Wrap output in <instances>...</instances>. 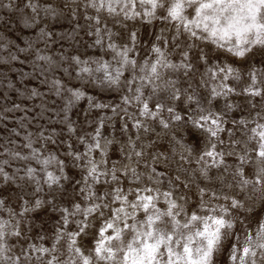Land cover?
Returning a JSON list of instances; mask_svg holds the SVG:
<instances>
[{
    "label": "snow or ice",
    "instance_id": "obj_1",
    "mask_svg": "<svg viewBox=\"0 0 264 264\" xmlns=\"http://www.w3.org/2000/svg\"><path fill=\"white\" fill-rule=\"evenodd\" d=\"M3 7L22 13L26 28L38 27L41 10L58 17L38 0ZM63 7L103 50L62 56L70 61L63 71L119 103L89 97L93 109L112 113L97 117L89 133L70 115L85 93L69 87L63 140L41 130L40 147L31 133L15 148L7 142L0 264H264V0H71ZM37 35L47 42L53 34ZM21 43L0 57L6 66L32 57L47 64L42 73L53 71L51 56L31 40ZM52 84L58 96L65 90L59 78ZM114 119L122 140L115 130L103 133ZM156 127L176 130L180 159L196 165L186 175L158 170L157 155L149 153L152 164L145 159L141 133ZM185 134L194 143L185 144ZM57 143L63 154L48 149Z\"/></svg>",
    "mask_w": 264,
    "mask_h": 264
},
{
    "label": "rangeland",
    "instance_id": "obj_2",
    "mask_svg": "<svg viewBox=\"0 0 264 264\" xmlns=\"http://www.w3.org/2000/svg\"><path fill=\"white\" fill-rule=\"evenodd\" d=\"M7 2L8 0H0V57L14 51V48L8 47V45L23 47L22 40H31L40 49L41 55L52 57L54 64L53 71L42 73L40 65L43 63L46 68L47 64L41 61L34 62L32 57H29L28 60L22 58L18 62L9 61L7 66L0 60V160L6 158L3 155V149L8 146L7 142L11 140L13 142L12 147L15 148L18 141H23L25 133L32 134L33 147H40L43 143L39 137L41 130L44 131L45 135H52L53 139L59 137L60 140H63L65 138L67 133L61 134L63 128L61 117L64 115V105L70 98V93L66 91L69 87L81 88L85 93L79 100H74L70 115L72 120L77 121L89 133L95 127L94 121L97 117L103 116L105 112L109 116L112 115L107 109H93L89 97L93 98L92 102H102L109 105L119 103L115 93L109 94L87 79H78L75 72L69 75L68 72L63 71L64 67H68L70 61L62 60V56L70 57L80 54L82 58H87L103 55L102 49L93 46L95 37L87 34L89 30L84 21L63 7L65 3H69L71 0H38L41 8L44 4L50 3L57 10L58 17L53 18L51 15L45 17L41 10L38 27L33 28L24 26L22 13L3 7ZM78 21L81 25L80 28H77ZM40 29L52 32L51 40L41 41L37 35ZM22 73L24 75H21ZM54 78H59L64 82L65 90L59 96L56 95L55 86L52 84ZM9 81L12 82L11 87H9ZM31 89H35L38 95H30L28 90ZM14 104H18L19 108H14ZM21 125L23 126L20 127ZM18 127L19 133L17 134L13 132V129ZM119 127V123L114 119L111 124H106L103 133L105 136H109L115 130L117 139L122 140ZM129 127L128 135L134 134L136 130L131 128V124ZM174 131L176 130H162L156 127L153 132H142L141 141L146 146L145 159L149 164H152L149 153L157 155L159 157L156 162L158 170L167 171L169 176L186 175L185 170L191 171L196 165L180 159L183 149L177 143L179 137L173 135ZM149 141H151L150 144ZM184 142L185 144H192L194 138L185 134ZM47 147L49 150H55L61 146L57 143L55 145L48 144ZM24 151L27 152V149ZM61 154H63L62 147ZM113 159H115L114 155ZM14 166L8 170L13 171ZM13 207H17L15 200ZM17 210H19L18 207ZM54 223V220H48L45 227L50 230ZM221 264H223V258H221Z\"/></svg>",
    "mask_w": 264,
    "mask_h": 264
}]
</instances>
